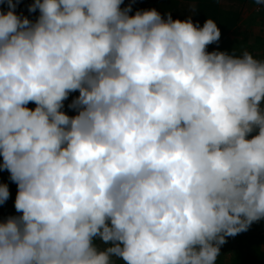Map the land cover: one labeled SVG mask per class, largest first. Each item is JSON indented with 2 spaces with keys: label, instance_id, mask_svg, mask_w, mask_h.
I'll return each instance as SVG.
<instances>
[{
  "label": "clouds",
  "instance_id": "obj_1",
  "mask_svg": "<svg viewBox=\"0 0 264 264\" xmlns=\"http://www.w3.org/2000/svg\"><path fill=\"white\" fill-rule=\"evenodd\" d=\"M20 2L0 0V171L22 213L0 264H216L264 220V59L206 51L211 18L34 0L33 23Z\"/></svg>",
  "mask_w": 264,
  "mask_h": 264
},
{
  "label": "trees",
  "instance_id": "obj_2",
  "mask_svg": "<svg viewBox=\"0 0 264 264\" xmlns=\"http://www.w3.org/2000/svg\"><path fill=\"white\" fill-rule=\"evenodd\" d=\"M248 1L216 0L214 2L213 0H191V2L187 1L184 3L178 0H125L126 3H123L121 7L124 8L131 4L132 11L129 15H134L137 10L156 9L162 16L166 17V14L170 13L174 20L180 19L183 21L190 18L194 24H199L201 27L207 19L211 18L216 22L221 36L219 42L208 45L206 51H222L239 56L246 48L252 54L264 49V45L259 48V44L255 45V42L254 45L245 46L238 37H234L226 46L221 45L222 41L226 39V35L236 27L242 8ZM33 2L34 0H22L25 13L19 15L26 16L34 23L39 16V10L37 9L35 12L28 11L29 6ZM254 4L256 3L254 2ZM0 10L6 12L8 10L7 4H0ZM259 41L260 43H264L262 40ZM262 59H264L263 56ZM78 96V91L72 92L69 94L68 99L64 101V107L61 110L70 117L76 114L77 111L70 108L69 105ZM27 107L34 110L36 105L35 103H29ZM2 159V156H0V163H2ZM0 184H7L10 193L16 196L18 190L17 184L10 180V173L8 171H6V176L0 177ZM3 211L4 209L0 205V222L6 221L9 217ZM229 240L233 242L231 243ZM226 241L220 248V255L217 258L216 264H264V250L262 248L264 246V220L253 223L246 232L226 238ZM94 243L99 248L100 240L96 239ZM113 262L114 264H124L120 259L116 260L115 257H113Z\"/></svg>",
  "mask_w": 264,
  "mask_h": 264
},
{
  "label": "crops",
  "instance_id": "obj_3",
  "mask_svg": "<svg viewBox=\"0 0 264 264\" xmlns=\"http://www.w3.org/2000/svg\"><path fill=\"white\" fill-rule=\"evenodd\" d=\"M191 2V0H190ZM249 0L247 4L242 8L243 14L240 16L236 27L231 30V35L228 33L226 35V40L222 41L221 45L226 46L229 42L233 40L234 37H238L239 39H243L242 42L246 45H255L259 44V48L264 45V43L258 42V40L264 41V13H256V11L251 9V7L255 6V4ZM258 6V4H256ZM257 8V7H256ZM248 11V14L246 12ZM241 12V13H242ZM261 14V15H260ZM247 16V17H246ZM252 39H254L252 41ZM246 42V43H245ZM264 50V49H263ZM262 51V50H260Z\"/></svg>",
  "mask_w": 264,
  "mask_h": 264
},
{
  "label": "rangeland",
  "instance_id": "obj_4",
  "mask_svg": "<svg viewBox=\"0 0 264 264\" xmlns=\"http://www.w3.org/2000/svg\"><path fill=\"white\" fill-rule=\"evenodd\" d=\"M179 2H184V3H186L187 1L188 2H190V0H178ZM214 2L216 1V0H213ZM248 1V0H247ZM249 2V1H248ZM247 2V3H248ZM251 2H253V0H251ZM124 3H126L125 2V0H124ZM254 3V2H253ZM254 5V4H253ZM187 6V5H186ZM257 7V8H256ZM252 9H253V11L255 10L256 11V13H261V14H263L264 13V5H258V6H256V4H255V6H253V7H251V9H249L250 11H252ZM16 10V12L18 13V14H24L25 13V8L23 7V4H22V0H21V2L18 4V6H17V8L15 9ZM133 13V12H132ZM243 14V12L241 13V15ZM246 14H248V11L246 12ZM260 14V15H261ZM247 17V16H246ZM230 32H232V31H230ZM226 39H224V41H225ZM239 40H243L242 38L241 39H239ZM254 39H252V41H253ZM246 43V42H245ZM253 45H254V43H252ZM243 51H248V52H250V50L248 49V48H246V49H244ZM256 59H262V56L264 57V50H262V51H256L254 54H252ZM30 103H32V104H34L33 102H30ZM262 106H264V105H262ZM77 114V113H76ZM76 114H74V115H72V116H75ZM71 116V117H72ZM254 135H256V132H253L252 134H250V136L248 137V138H251V136H254ZM6 171L7 170H2V171H0V177L1 176H6ZM15 197L16 196H14L13 194H11L10 193V197H9V199L7 200V202L6 203H4L3 205H1V208H3L4 209V211L3 212H5L6 214H8L9 216H19V215H22V213H18L16 210H15V207H14V202H15ZM226 238H229V237H226ZM231 243L233 242L232 240H229ZM108 245H106V244H104L102 241H100V243H99V249H101V250H103L105 247H107ZM223 246V245H222ZM262 248H263V250H264V246H262ZM116 258V257H115ZM120 258H116V260H119ZM124 264H125V262L122 260V259H120ZM263 260H264V258H263Z\"/></svg>",
  "mask_w": 264,
  "mask_h": 264
}]
</instances>
